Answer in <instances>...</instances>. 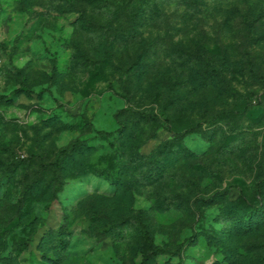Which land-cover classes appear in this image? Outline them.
<instances>
[{
	"label": "rangeland",
	"instance_id": "rangeland-1",
	"mask_svg": "<svg viewBox=\"0 0 264 264\" xmlns=\"http://www.w3.org/2000/svg\"><path fill=\"white\" fill-rule=\"evenodd\" d=\"M0 264H264V0H0Z\"/></svg>",
	"mask_w": 264,
	"mask_h": 264
},
{
	"label": "trees",
	"instance_id": "trees-1",
	"mask_svg": "<svg viewBox=\"0 0 264 264\" xmlns=\"http://www.w3.org/2000/svg\"><path fill=\"white\" fill-rule=\"evenodd\" d=\"M194 131V129H192V128H190V129H186V130H184V133H190V132H193ZM101 133H104L103 131H100ZM49 166H57V163L56 162H54V163H50L49 164Z\"/></svg>",
	"mask_w": 264,
	"mask_h": 264
}]
</instances>
